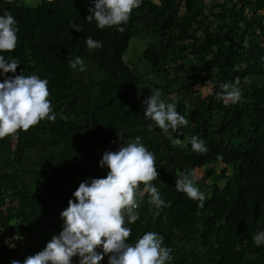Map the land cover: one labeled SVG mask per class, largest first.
Returning a JSON list of instances; mask_svg holds the SVG:
<instances>
[{
	"label": "trees",
	"instance_id": "trees-1",
	"mask_svg": "<svg viewBox=\"0 0 264 264\" xmlns=\"http://www.w3.org/2000/svg\"><path fill=\"white\" fill-rule=\"evenodd\" d=\"M19 2L21 6L17 7L15 3L0 0V15L11 12L19 28L16 49L2 54L19 59L20 65L15 73L5 75L34 74L47 79L53 112L63 105L62 112L68 115L74 127L56 118L41 121L27 132L19 131L12 149L13 160L19 167L0 172V188L8 177L25 169L21 154L32 135L45 133L52 146L71 140L88 147L94 158V145L114 140L127 144L140 137L141 143L160 162L158 179L152 184L169 206L154 216L156 209L149 203L150 195L141 184L139 191L142 189L140 192L144 195L137 210L140 219L128 225L132 229L128 242L134 243L145 232L154 231L164 237V246L171 248L173 256L175 232L186 236L196 231L199 249L191 253L188 264H209L210 260L215 264H264V245L256 246L253 241L256 233L264 231V41L250 43L257 50L251 63L243 69H234L242 58L244 36L264 37V23L256 20L257 17L264 19V0H232L209 14L198 9L195 0H183L185 13L182 15L177 14L175 0H159V4L142 0L127 25H123V33L114 27L98 29L95 21L88 23L84 17L90 14V0H52L51 3L37 0L34 5ZM245 7L250 11L248 15ZM208 16L217 18L214 28H210L209 21H204ZM72 24L82 26V31L73 30ZM199 29L201 36L197 35ZM135 35L157 37L154 43L141 49L138 60L145 63L159 81L174 82L176 91L182 94L192 91L195 83L204 80L213 83L212 95L206 98L197 95L187 106L181 99L176 103L177 111L189 120L182 138L177 136L174 141L170 140L153 121L143 116L145 106L135 91L132 67L122 58L128 40ZM89 36L101 41L103 47L89 52L85 43ZM182 50L198 58L199 72L187 82L177 76L166 80L169 57ZM77 56L100 73L96 96L93 95V101L84 108L76 92L69 94L72 71L69 65ZM246 74L255 77L256 85L242 91L240 102L226 104L221 99V84L240 81ZM3 79L0 76V82ZM152 86L153 90L158 87L157 84ZM98 126L101 131L114 127L117 133L86 144L88 137H94ZM193 135L205 141L207 154L200 155L191 149L189 140ZM177 138L184 140L183 146L175 143ZM48 161L54 158L51 156ZM213 163L223 166L221 173L229 168V175L220 184L216 182L217 176L212 177L208 190L203 191L207 199L200 208L198 201L176 191V177L198 168L208 177L215 172L211 168ZM58 164L60 161H55V165ZM46 171L52 176L35 179L40 186L37 194L19 190L6 195L18 198L19 203L8 206L5 213L0 211V225L4 232L23 236L28 244L14 250L0 249V264L14 259L22 264L27 256L41 251L52 235H58L62 229L60 213L69 199L75 200L72 193L79 183L102 178L107 173L88 170L73 173L69 178L72 187L62 188V172L52 168ZM197 220H200L199 225L195 227ZM12 251L15 258L10 260ZM107 261L105 256L100 264ZM73 264H78V258H73ZM166 264L186 263L182 258H173Z\"/></svg>",
	"mask_w": 264,
	"mask_h": 264
},
{
	"label": "clouds",
	"instance_id": "clouds-1",
	"mask_svg": "<svg viewBox=\"0 0 264 264\" xmlns=\"http://www.w3.org/2000/svg\"><path fill=\"white\" fill-rule=\"evenodd\" d=\"M7 3L21 6L19 0H7ZM90 3V14L84 17L88 23L95 21L98 29L114 27L123 33V25H127L142 0H90ZM153 3L159 4V0H153ZM17 25L11 12L0 15V76L4 77L0 82V139L7 136L18 138L19 131L27 132L41 121L56 119L47 79L34 74L5 75L15 73L20 65L19 59L6 58L2 54L16 49L19 39ZM71 28L82 31V26L76 24ZM85 43L89 52L103 47L101 41L90 36ZM69 66L80 72L87 70L84 59L79 56L70 61ZM220 87L221 99L226 104L241 101L239 80L222 83ZM161 97V90L155 89L142 101L144 118L153 121L166 133L169 130L177 133L181 127H188L189 120L177 111L176 105L166 103ZM175 143L181 141L177 138ZM189 143L197 154H207L206 143L198 136H191ZM98 164L107 168L106 176L79 183L72 193L75 200L69 199L67 207L60 213L63 225L59 234L52 235L41 251L27 256L22 264H73L74 257L78 258V264H100L105 256L107 264H166L173 259L171 248L164 246V237L154 231L145 232L134 243L128 242L132 233L128 225L140 219L137 210L144 195L139 191L141 184L144 192L150 195L149 203L156 209L154 216L169 206L152 184L159 176L154 153L141 143L140 137H136L132 142L121 143L116 151H105ZM196 179L194 173L181 172L176 177L175 189L198 201V206L203 208L207 197L197 187ZM253 241L256 246L264 245V231L256 233ZM10 264H21V261L14 259Z\"/></svg>",
	"mask_w": 264,
	"mask_h": 264
},
{
	"label": "rangeland",
	"instance_id": "rangeland-1",
	"mask_svg": "<svg viewBox=\"0 0 264 264\" xmlns=\"http://www.w3.org/2000/svg\"><path fill=\"white\" fill-rule=\"evenodd\" d=\"M26 5H34L37 0H22ZM177 2V14L182 15L185 13L183 8V0H175ZM197 8L202 10L204 13L209 14L210 12H217L220 10L221 6H227L232 2V0H195ZM245 7V14H249L250 11H247ZM261 14L262 10H258ZM256 20L260 23H264V19L257 17ZM204 21H209L210 28H214V25L217 21L216 17L208 16ZM247 23V20L244 24ZM256 32L258 29L256 28ZM197 35L201 36L202 31L199 29ZM258 37H248L244 36L245 46L241 50L242 58L241 60L234 65L235 70H240L247 67L256 53L255 47L250 43L257 42L259 39L264 41V37L257 34ZM157 37L154 35H135L132 36L127 43V48L122 54L123 60L132 67V78L133 83H140L143 87L142 90H145L143 97L141 94L140 98L144 100L146 97L150 96L155 89H160L162 93V99L166 103H176L178 100H182L184 105H188L190 102H193L197 96L196 92L193 90L189 93H180L176 91V84L168 80L170 76H177L182 82H187L199 72V60L194 55L189 54L187 51H177L174 55L169 57L168 63L166 65L167 74L166 80L170 81L168 83L165 80L159 81L155 74L147 67L145 63H141L138 60L140 51L142 48L146 47L149 43H154ZM261 42V41H260ZM85 63V62H84ZM87 70L85 72H80L78 70H73L71 68V76L69 78V94L73 95L74 92L79 96V104L81 107H87L93 101L94 96L97 92V82L99 80V72L92 65H86ZM134 76V77H133ZM136 81V82H135ZM164 83H159V82ZM236 81V79H235ZM154 84H157L153 90ZM160 84V85H159ZM254 85H256V79L251 74H246L239 81V86L243 90H251ZM135 91L138 93V89L135 87ZM67 95V94H66ZM94 95V96H93ZM52 103V102H51ZM63 105L58 107V110H55L56 118L64 121L67 126L74 127L68 119V115H64L62 112ZM100 126L94 133V137H88L86 144H91L93 142L99 141L103 138L108 137L117 133L114 127H106L104 131L99 130ZM186 127H181L177 133H173L171 130L168 131L170 134H176L181 138L186 134ZM170 139V138H169ZM184 139V138H183ZM174 141V139H171ZM14 136H7L3 139H0V172L11 171L15 167H19V164H15L13 158L12 147L14 146ZM28 143L26 144L23 153L21 154L22 163L25 164L24 170H19L17 174H12L8 177V180L2 182V189L0 188V197H4L8 194H11L14 191L25 190L27 192H33L37 194L40 186L35 181L36 178H51L46 170L47 168L55 169L56 171H61V181L60 185L62 188H71L72 183L70 182V174L78 173L83 170H88L92 172L107 171V168H101L98 164L99 160L92 156V153L88 147H83L75 142L69 140L64 143L57 145H50V140L45 133L39 135H32L28 137ZM184 140L178 144L183 146ZM161 155V154H159ZM54 158V161H48L50 157ZM55 161H60L61 164L55 165ZM53 163V164H52ZM157 171L161 170L160 162L156 158ZM218 163H213L211 168L214 169V173L206 177L202 174V168L196 169L193 173L197 177L195 183L197 187H200L202 191L208 190L213 176L216 177L217 183H222V180L229 175V168L224 169L223 173L222 168ZM107 174V173H106ZM6 193V194H5ZM2 197V198H3ZM7 197V196H6ZM197 220L195 227L199 225ZM199 249L198 246V234L196 231H192L186 236H183L180 231L175 232V251L173 258H182L185 260V263L188 264L191 261V253L196 252ZM169 262V261H167ZM166 262V263H167ZM209 264H215L214 261L210 260Z\"/></svg>",
	"mask_w": 264,
	"mask_h": 264
},
{
	"label": "built area",
	"instance_id": "built-area-1",
	"mask_svg": "<svg viewBox=\"0 0 264 264\" xmlns=\"http://www.w3.org/2000/svg\"><path fill=\"white\" fill-rule=\"evenodd\" d=\"M192 88L196 92L199 98H206L214 93L213 83L209 80H204V81L195 83ZM14 139H15V136H14ZM120 144H121L120 141L114 140V141H108V142L94 145L92 147L93 155L98 160H100L102 157V154L105 151H116L118 150V147L120 146ZM140 191H142V189ZM18 203H19L18 198L16 197L11 198L10 196H7V197L4 196L0 200V211L2 213H5L8 206H17ZM0 230H2L0 231V249H2L3 247H6L8 249L14 250L18 246H25L28 244V241L23 236H20L16 233L4 232L1 225H0ZM16 237H20V239H16ZM14 258H15V254L12 251L10 255V260ZM8 264H10V262H8Z\"/></svg>",
	"mask_w": 264,
	"mask_h": 264
},
{
	"label": "crops",
	"instance_id": "crops-1",
	"mask_svg": "<svg viewBox=\"0 0 264 264\" xmlns=\"http://www.w3.org/2000/svg\"><path fill=\"white\" fill-rule=\"evenodd\" d=\"M133 73V72H132ZM134 77V76H133ZM132 80H133V78H132ZM136 82V81H135ZM134 84V83H133ZM137 88L138 89V93L137 94H141V96L143 97V94L145 93V90H142L143 89V87L141 86V84L140 83H138V82H136L135 84H134V88ZM138 96V95H137ZM138 98H139V100L142 102L143 100H142V98H140V95L138 96ZM166 133V132H165ZM166 135H167V137L168 138H170V140L171 139H175L176 137H177V135L176 134H170V133H166Z\"/></svg>",
	"mask_w": 264,
	"mask_h": 264
}]
</instances>
